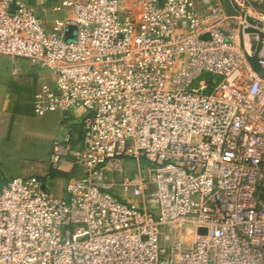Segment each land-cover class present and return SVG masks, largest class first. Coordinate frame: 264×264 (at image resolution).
<instances>
[{"label": "built area", "instance_id": "1", "mask_svg": "<svg viewBox=\"0 0 264 264\" xmlns=\"http://www.w3.org/2000/svg\"><path fill=\"white\" fill-rule=\"evenodd\" d=\"M133 1L49 30L0 0V56L50 70L33 108L68 123L46 168L79 170L0 177V264H264V0Z\"/></svg>", "mask_w": 264, "mask_h": 264}, {"label": "rangeland", "instance_id": "2", "mask_svg": "<svg viewBox=\"0 0 264 264\" xmlns=\"http://www.w3.org/2000/svg\"><path fill=\"white\" fill-rule=\"evenodd\" d=\"M122 1L129 6L134 2ZM50 73V70L34 66L26 60L0 56V82L10 90L1 104L3 116L0 117V166L4 173L1 174L7 177L16 173H20L16 175L44 174V168L48 166L49 149L54 141L53 136L56 133L54 138L56 139L65 132L64 124L57 127L50 113L38 115L33 106L30 108L26 104L27 102L31 104L30 97L38 87L51 80ZM18 97L26 101L23 102L21 109H18L16 100ZM74 131V136L79 138L80 127L76 126ZM66 160L72 162L71 159ZM61 164L63 165L61 170L65 171V163ZM78 172L76 167L69 171L71 177ZM66 181V178L59 177L50 180L47 186L53 194L61 190L64 196Z\"/></svg>", "mask_w": 264, "mask_h": 264}, {"label": "crops", "instance_id": "3", "mask_svg": "<svg viewBox=\"0 0 264 264\" xmlns=\"http://www.w3.org/2000/svg\"><path fill=\"white\" fill-rule=\"evenodd\" d=\"M20 1H23V2H25L27 4H29L30 6H32L35 9V11L42 17V20H43L44 24L46 25V27L49 30L52 29L54 23L57 20H64L65 18H67V17H69L71 15V12L69 10H66V9L65 10H58L57 9V6L59 5L60 0H20ZM39 88L40 87H38L33 92V94L31 95V97H30L31 104H30V102H27L26 103L27 107H30V106L32 107L33 106L32 99H33V96H34L35 92ZM9 91H10L9 88L5 84H1V82H0V117L3 116V109H2V105L1 104L4 103V100L7 98L8 94L10 93ZM16 100L18 102V109H21V106L24 105V103L26 101L21 100L20 97H18V99H16ZM49 115H51L52 118L56 121L57 127L60 124H64V126L68 124L67 122L63 121V116H62V114L60 112H50ZM55 135H56V133L53 136V140L55 138ZM52 145H53V143H52ZM51 147L49 149V153H51V151H52ZM64 163H65V167H64L65 171H67V172L71 171L72 162L65 160ZM47 170H48L47 168H44L45 173L47 172ZM1 173H3L2 172V166H0V177H2V178H3V176L7 177L6 175H3L4 173L3 174H1ZM16 174H20V173H16ZM16 174H13L12 176H15ZM1 175H3V176H1ZM57 178H59V177L53 178V179H51V181H53V180H55ZM63 178L65 179L66 177H63ZM67 179L68 178H66V180ZM63 194H64L63 191L59 190L57 192V194H55V195L63 196Z\"/></svg>", "mask_w": 264, "mask_h": 264}, {"label": "trees", "instance_id": "4", "mask_svg": "<svg viewBox=\"0 0 264 264\" xmlns=\"http://www.w3.org/2000/svg\"><path fill=\"white\" fill-rule=\"evenodd\" d=\"M56 177L70 178L71 174L63 170L48 168L47 172L43 175L45 183H48L51 179L56 178Z\"/></svg>", "mask_w": 264, "mask_h": 264}, {"label": "water", "instance_id": "5", "mask_svg": "<svg viewBox=\"0 0 264 264\" xmlns=\"http://www.w3.org/2000/svg\"><path fill=\"white\" fill-rule=\"evenodd\" d=\"M78 29L76 26H69L66 32L65 40L68 42L75 41L77 39ZM204 231V229H202Z\"/></svg>", "mask_w": 264, "mask_h": 264}]
</instances>
